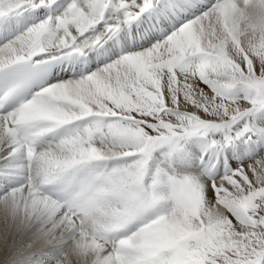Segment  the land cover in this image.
<instances>
[{
    "label": "snow or ice",
    "instance_id": "snow-or-ice-1",
    "mask_svg": "<svg viewBox=\"0 0 264 264\" xmlns=\"http://www.w3.org/2000/svg\"><path fill=\"white\" fill-rule=\"evenodd\" d=\"M0 264H264V0H0Z\"/></svg>",
    "mask_w": 264,
    "mask_h": 264
}]
</instances>
